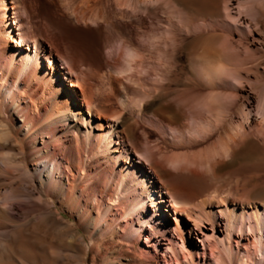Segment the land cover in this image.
Listing matches in <instances>:
<instances>
[{"label":"rangeland","instance_id":"1","mask_svg":"<svg viewBox=\"0 0 264 264\" xmlns=\"http://www.w3.org/2000/svg\"><path fill=\"white\" fill-rule=\"evenodd\" d=\"M136 1L130 4L136 5ZM173 1L176 7L156 4L148 6L150 12L141 9L133 13L127 5L119 9L116 0H21L22 7L17 10L21 11L27 41H39L71 71L72 80L81 82L76 87L70 85L72 80L66 83L75 90L82 109L93 105L96 112L120 118L118 132L133 161L153 155L150 162L143 160L144 164L137 165L159 189L183 202L220 195L214 210L218 206L224 210L222 199L231 206L260 203L264 201V135L257 111L264 100V0H252L258 27L249 17H244L247 22L239 27L226 24V0ZM247 23L252 26L250 37ZM222 37L230 41L227 58L211 47ZM154 42L160 51H154ZM208 63H224L225 68L239 72L241 82L203 79L199 67ZM248 92L255 100L254 113L245 125L252 145L241 141L237 149H261V164L231 155L212 159L211 150L218 145L220 134L230 130L232 119L239 120ZM211 94L222 96V100L211 104L210 113L199 103ZM121 95L132 106L122 107ZM139 102L142 111L136 107ZM219 107L222 129L213 126L201 135L187 131L194 117L214 122ZM4 119L0 105V121ZM9 127V138L0 143V264H105L125 255L120 233L91 237L84 220L73 211L78 208L75 201L65 202L56 190L41 188L26 156V137L12 123ZM172 128L185 129L184 136ZM126 159L121 156L119 164L124 165ZM95 185L90 184L89 190ZM165 214L175 227L170 206ZM134 250L141 264H154L156 251L145 238ZM208 257L212 258L210 252ZM117 264L133 263L124 257Z\"/></svg>","mask_w":264,"mask_h":264},{"label":"bare ground","instance_id":"2","mask_svg":"<svg viewBox=\"0 0 264 264\" xmlns=\"http://www.w3.org/2000/svg\"><path fill=\"white\" fill-rule=\"evenodd\" d=\"M130 1L116 0L117 7L127 5L134 13L141 9L150 12L148 6L156 4L177 6L173 0H137L136 5H131ZM21 4V0H0V105L6 117L0 121V143L9 138V123H12L17 132L26 137V156L41 188L46 192L56 190L65 202L75 201L78 208L73 211L79 220H84L91 237L108 238L120 233L126 253L105 264L120 263L124 257L131 258L133 264H141L134 249L143 238L156 251L154 264H238L240 261L264 264V201L231 206L222 199L224 210L219 206L214 210L220 195L213 193L198 202V197L183 202L159 189L137 165L144 164L145 160L150 162L153 155L147 154L144 159L139 157L138 162L133 161L118 132L120 118L96 112L93 105H88L84 111L75 90L67 88L66 82L72 80L71 71L46 52L39 41H27L22 32L21 11L17 10ZM233 6H236L235 10ZM255 7L252 0H226L223 6L226 24L236 23L239 27L247 22L243 18L249 17L258 27ZM43 9L49 17L47 6L43 5ZM251 28L250 25L246 28L248 37L252 36ZM153 45L154 51H160L158 44L154 42ZM211 47L223 58H227L231 49L230 41L225 37ZM222 65L200 66L199 75L211 82L231 78L242 80L239 72ZM70 85L81 86V82L72 80ZM220 100L222 96L211 94L199 104L210 112L211 104ZM254 101L248 92L238 113L239 120L232 119L230 130L220 134L218 145L211 150L212 159L231 155L261 164V149L254 152L237 149L241 141L252 143L245 125L254 113ZM130 102L124 95L120 96L122 107L132 106ZM136 107L142 111L141 102ZM220 107L214 122L194 117L187 131L201 135L213 126L222 129ZM257 114L264 131V100ZM172 131L183 137L185 129L172 128ZM263 131H260L261 135H264ZM123 155L127 159L121 165L119 159ZM95 183V189L89 190L90 184ZM230 193L226 195L229 197ZM167 204L168 208L163 209ZM169 206L174 211L175 227L165 214V211L169 212ZM179 215L186 217L188 222ZM142 248L150 252L148 248ZM128 252L133 255H127ZM208 252L211 259L205 258Z\"/></svg>","mask_w":264,"mask_h":264}]
</instances>
